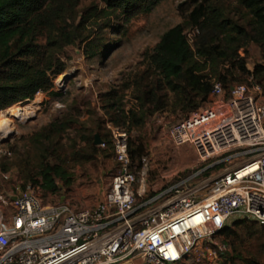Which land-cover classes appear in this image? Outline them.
Instances as JSON below:
<instances>
[{
    "label": "built area",
    "instance_id": "obj_1",
    "mask_svg": "<svg viewBox=\"0 0 264 264\" xmlns=\"http://www.w3.org/2000/svg\"><path fill=\"white\" fill-rule=\"evenodd\" d=\"M116 172L99 203L78 209L46 205L42 192L21 183L0 187V264H185L196 257L222 264L230 249L222 233L237 222L264 226V89L252 80L230 93L216 82L210 106L169 130L177 148L190 146L211 165L154 194L138 187L129 132L111 126ZM243 162L201 178L230 159ZM13 179L1 173L0 181Z\"/></svg>",
    "mask_w": 264,
    "mask_h": 264
},
{
    "label": "trees",
    "instance_id": "obj_2",
    "mask_svg": "<svg viewBox=\"0 0 264 264\" xmlns=\"http://www.w3.org/2000/svg\"><path fill=\"white\" fill-rule=\"evenodd\" d=\"M101 1L104 7L93 5L80 14L81 0H0V113L35 99L40 92H52L56 77L67 69L63 55L68 47L85 44L91 58L101 56L108 29L149 14L160 0ZM231 2L242 12L245 23L232 16ZM193 3L184 22L165 32L148 57L147 72L136 82L137 105L124 111L117 100L112 103L113 92L105 95L111 99L107 106L118 108L120 114V118L111 116L114 126L129 133L141 130L166 108L188 117L207 107L216 82L228 94L232 87L251 80L264 89V65L251 72L247 57L241 54L250 45L264 52V0ZM188 30L194 31L192 41ZM41 38H45L44 44L39 43ZM76 122L72 117L58 120L35 135L39 141H51V146L45 156L29 155L15 161L24 188L57 194L73 185V167L114 156L113 137L103 123L88 129L81 144L57 148L55 138L72 130ZM96 136L102 145H95ZM143 150L142 141L129 139L134 171L142 169ZM222 240L230 249L222 264H262L253 248L264 247V226L240 221L222 233Z\"/></svg>",
    "mask_w": 264,
    "mask_h": 264
},
{
    "label": "rangeland",
    "instance_id": "obj_3",
    "mask_svg": "<svg viewBox=\"0 0 264 264\" xmlns=\"http://www.w3.org/2000/svg\"><path fill=\"white\" fill-rule=\"evenodd\" d=\"M193 2L194 0H160L149 14L134 18L129 24L119 25L118 28L115 24L116 26L104 34L107 46L99 57L91 58L87 54L85 44L78 43L68 47L63 55L67 69L56 77L55 89L52 92H40L35 99L1 112L0 120L9 122L12 134L4 137L3 132L0 133V174L11 173L13 177L9 183L0 181L1 189L8 193L17 183L23 184L15 161L29 155H46L45 150L51 146V141H39L35 135L51 123L70 117L77 121L72 130L55 138L54 144L57 148H66L74 142L81 144L82 135L87 134V130L98 123H103L111 132L110 127L114 126L111 116L120 118V114L117 112L118 108L107 106L111 99L105 95L113 92L115 98L112 103L117 100V106L124 111H129L137 105L136 82L147 72L148 57L165 32L184 22ZM93 5L104 7L101 0H81L77 12L83 14ZM236 10L235 2H231L229 11H232V16L245 23L242 12ZM187 32L192 41L194 31ZM45 41V38H41L39 43L44 44ZM241 54L247 57L248 69L251 72L258 65H264V52L256 45H250ZM19 110L22 112L19 113ZM186 117L184 113L166 108L151 117L143 129H134L129 133V139L132 141H142L143 157H147L149 161L144 173L139 176L138 187L144 186L147 192L154 194L170 187L179 178L194 175L211 165L213 161L200 165L195 151L190 146L177 148L173 145L169 130ZM242 162V157L230 159L203 174L201 178L218 177ZM116 167L114 156L101 157L89 164L73 167L74 183L71 188H63L57 194L42 192L43 201L46 205H54L66 200L78 209L91 207L97 204L99 196L109 188ZM253 252L264 264V247L255 246ZM193 263L206 264L199 262L196 257L187 262Z\"/></svg>",
    "mask_w": 264,
    "mask_h": 264
},
{
    "label": "bare ground",
    "instance_id": "obj_4",
    "mask_svg": "<svg viewBox=\"0 0 264 264\" xmlns=\"http://www.w3.org/2000/svg\"><path fill=\"white\" fill-rule=\"evenodd\" d=\"M22 110H19V113H21ZM9 122L5 119L0 120V133L3 132V136L6 137L8 135H11L12 133L10 132L9 128ZM1 137V136H0Z\"/></svg>",
    "mask_w": 264,
    "mask_h": 264
},
{
    "label": "water",
    "instance_id": "obj_5",
    "mask_svg": "<svg viewBox=\"0 0 264 264\" xmlns=\"http://www.w3.org/2000/svg\"><path fill=\"white\" fill-rule=\"evenodd\" d=\"M95 145H97V146L102 145V140H101L100 136H96Z\"/></svg>",
    "mask_w": 264,
    "mask_h": 264
},
{
    "label": "crops",
    "instance_id": "obj_6",
    "mask_svg": "<svg viewBox=\"0 0 264 264\" xmlns=\"http://www.w3.org/2000/svg\"><path fill=\"white\" fill-rule=\"evenodd\" d=\"M117 168V167H116ZM107 191V190H106ZM106 191L103 192L100 196H99V199L97 200V203H99L100 201H102L104 199V196L106 194Z\"/></svg>",
    "mask_w": 264,
    "mask_h": 264
}]
</instances>
